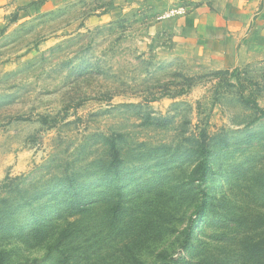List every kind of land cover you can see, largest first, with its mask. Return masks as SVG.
Here are the masks:
<instances>
[{
	"label": "rangeland",
	"instance_id": "rangeland-1",
	"mask_svg": "<svg viewBox=\"0 0 264 264\" xmlns=\"http://www.w3.org/2000/svg\"><path fill=\"white\" fill-rule=\"evenodd\" d=\"M154 1L0 0V264H264V54Z\"/></svg>",
	"mask_w": 264,
	"mask_h": 264
},
{
	"label": "crops",
	"instance_id": "crops-1",
	"mask_svg": "<svg viewBox=\"0 0 264 264\" xmlns=\"http://www.w3.org/2000/svg\"><path fill=\"white\" fill-rule=\"evenodd\" d=\"M152 4L161 13L168 8L162 17L172 16L158 20L155 27L171 30L176 49L183 53L218 61L225 64L222 67H236L264 54V0H155Z\"/></svg>",
	"mask_w": 264,
	"mask_h": 264
},
{
	"label": "built area",
	"instance_id": "built-area-1",
	"mask_svg": "<svg viewBox=\"0 0 264 264\" xmlns=\"http://www.w3.org/2000/svg\"><path fill=\"white\" fill-rule=\"evenodd\" d=\"M179 11L181 12V9ZM172 13H174V12H172Z\"/></svg>",
	"mask_w": 264,
	"mask_h": 264
}]
</instances>
